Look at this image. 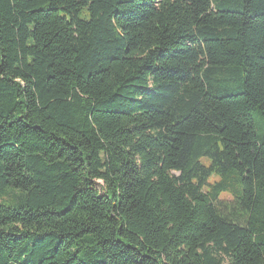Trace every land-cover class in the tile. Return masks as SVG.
Listing matches in <instances>:
<instances>
[{"label":"trees","instance_id":"obj_1","mask_svg":"<svg viewBox=\"0 0 264 264\" xmlns=\"http://www.w3.org/2000/svg\"><path fill=\"white\" fill-rule=\"evenodd\" d=\"M0 264H264V0H0Z\"/></svg>","mask_w":264,"mask_h":264},{"label":"rangeland","instance_id":"obj_2","mask_svg":"<svg viewBox=\"0 0 264 264\" xmlns=\"http://www.w3.org/2000/svg\"><path fill=\"white\" fill-rule=\"evenodd\" d=\"M220 198H221V200H224L226 202L230 201V197L227 195H222Z\"/></svg>","mask_w":264,"mask_h":264}]
</instances>
